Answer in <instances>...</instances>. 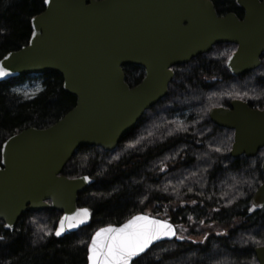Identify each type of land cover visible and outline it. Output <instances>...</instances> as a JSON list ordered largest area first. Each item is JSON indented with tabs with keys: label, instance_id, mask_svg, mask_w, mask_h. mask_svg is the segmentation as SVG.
<instances>
[{
	"label": "trees",
	"instance_id": "obj_1",
	"mask_svg": "<svg viewBox=\"0 0 264 264\" xmlns=\"http://www.w3.org/2000/svg\"><path fill=\"white\" fill-rule=\"evenodd\" d=\"M213 3L219 14L241 15L235 0ZM43 8L42 0H0V59L27 44L30 20ZM234 51L233 45H215L173 67L167 95L144 112L113 151L77 149L62 175L92 177L76 201V207L90 210L88 225L58 239L44 235L53 229L56 211L26 212L11 231L0 223V236L5 237L0 264H86L92 233L137 213L167 219L185 237L152 246L138 264H257L254 249L264 247V208L246 213L262 183L263 150L254 158H231L233 132L208 119L210 109L226 108L232 100L264 109V53L256 69L234 77L225 68ZM123 72L129 87L144 75L136 66H125ZM30 80L41 85L36 95L25 99L12 91ZM61 87L62 79L54 72L0 83V149L11 135L46 128L74 107L75 99Z\"/></svg>",
	"mask_w": 264,
	"mask_h": 264
},
{
	"label": "water",
	"instance_id": "obj_2",
	"mask_svg": "<svg viewBox=\"0 0 264 264\" xmlns=\"http://www.w3.org/2000/svg\"><path fill=\"white\" fill-rule=\"evenodd\" d=\"M235 3L242 11L241 20L232 13L217 17L209 0H53L43 6L30 20L27 44L0 59L8 73L0 83L54 72L75 105L52 125L24 129L2 143L3 226L9 222L14 226L27 211L52 210L62 216L79 209L77 196L92 180L86 184L82 177L69 179L61 175L62 169L81 147L113 151L143 113L167 95L171 68L215 45L230 44L236 47L225 63L231 76L256 69L264 53V0ZM125 66L143 69L137 85L125 83ZM208 118L233 132L231 158H254L263 150L262 183L249 207L264 204V109L233 100L228 108L209 110ZM173 240L178 239L158 240L152 246ZM254 256L257 264H264V247L255 248Z\"/></svg>",
	"mask_w": 264,
	"mask_h": 264
},
{
	"label": "snow or ice",
	"instance_id": "obj_3",
	"mask_svg": "<svg viewBox=\"0 0 264 264\" xmlns=\"http://www.w3.org/2000/svg\"><path fill=\"white\" fill-rule=\"evenodd\" d=\"M42 3L43 6L47 7L53 3V0H42ZM209 12H211V6H209ZM32 35H36L34 29L32 30ZM7 59L8 57L6 56L5 60ZM7 75L6 68L0 66V78ZM134 143H130L128 146L133 147ZM216 151L219 152L220 149L217 148ZM113 159H116V157H113ZM3 162L0 159V163ZM82 180L84 183L90 184L92 177L85 175ZM188 191L191 192L192 189ZM191 203L196 204L197 201L193 200ZM228 204H231L230 200ZM183 205L184 201H181V207ZM257 207L264 208V204L257 205L254 203L247 211L253 213ZM213 211L219 212L220 209L214 208ZM90 217L91 213L88 208H79L71 214L60 216L53 229L50 232H45L44 235L48 236L51 234L56 238H62L66 233H71L73 229H79L81 225L87 224ZM188 220L192 221V216H189ZM199 223L204 224V220H200ZM3 227L5 229H13L11 222L4 224ZM221 234L223 233H218V235ZM173 238L183 240L185 237L178 234L175 226L169 223L167 219H159L147 213H137L118 227L108 225L92 234L87 244V264H138V258L145 254L156 241ZM4 240L5 237L0 236V241Z\"/></svg>",
	"mask_w": 264,
	"mask_h": 264
},
{
	"label": "rangeland",
	"instance_id": "obj_4",
	"mask_svg": "<svg viewBox=\"0 0 264 264\" xmlns=\"http://www.w3.org/2000/svg\"><path fill=\"white\" fill-rule=\"evenodd\" d=\"M41 90V85L37 81L24 82L15 87L12 91L22 98L29 99Z\"/></svg>",
	"mask_w": 264,
	"mask_h": 264
},
{
	"label": "flooded vegetation",
	"instance_id": "obj_5",
	"mask_svg": "<svg viewBox=\"0 0 264 264\" xmlns=\"http://www.w3.org/2000/svg\"><path fill=\"white\" fill-rule=\"evenodd\" d=\"M209 1L213 4V7H214L213 0H209ZM214 9H215V7H214ZM215 11H216V10H215ZM216 14H217V17H224L225 15H227V14H229V13L219 14V13L216 12ZM232 14H234V13H232ZM240 14H241L240 16H237L236 14H234L238 20H241L242 17H243V15H242V11H241V10H240ZM58 218H59V217H58ZM57 220H58V219H57Z\"/></svg>",
	"mask_w": 264,
	"mask_h": 264
}]
</instances>
